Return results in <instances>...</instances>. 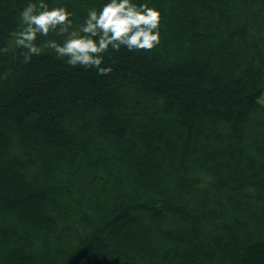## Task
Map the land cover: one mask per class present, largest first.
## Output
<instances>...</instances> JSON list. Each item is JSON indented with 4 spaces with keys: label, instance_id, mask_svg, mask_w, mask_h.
<instances>
[{
    "label": "trees",
    "instance_id": "obj_1",
    "mask_svg": "<svg viewBox=\"0 0 264 264\" xmlns=\"http://www.w3.org/2000/svg\"><path fill=\"white\" fill-rule=\"evenodd\" d=\"M264 0H0V264H264Z\"/></svg>",
    "mask_w": 264,
    "mask_h": 264
},
{
    "label": "rangeland",
    "instance_id": "obj_2",
    "mask_svg": "<svg viewBox=\"0 0 264 264\" xmlns=\"http://www.w3.org/2000/svg\"><path fill=\"white\" fill-rule=\"evenodd\" d=\"M258 101L261 105L264 106V90L262 91V94L260 95Z\"/></svg>",
    "mask_w": 264,
    "mask_h": 264
}]
</instances>
